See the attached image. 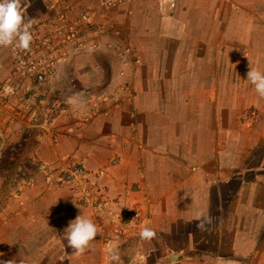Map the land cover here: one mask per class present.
Wrapping results in <instances>:
<instances>
[{
	"label": "crops",
	"instance_id": "0c3cea01",
	"mask_svg": "<svg viewBox=\"0 0 264 264\" xmlns=\"http://www.w3.org/2000/svg\"><path fill=\"white\" fill-rule=\"evenodd\" d=\"M172 1L173 12L132 0L95 19L107 28L102 49L58 65L53 136L33 123V107L0 96V138L23 125L42 167L82 164L99 188L83 203L55 170L44 192L0 210V261L110 264L115 245L119 264H264V98L247 80L249 63L264 73V0ZM47 4L22 0L25 20L46 18ZM13 70L0 46V84ZM78 94V104L66 102ZM100 201L137 212L140 231L117 236L111 214L93 206ZM200 213L212 217L204 231ZM81 214L99 233L76 256L63 234ZM145 226L155 238L141 240Z\"/></svg>",
	"mask_w": 264,
	"mask_h": 264
},
{
	"label": "built area",
	"instance_id": "2783aa9c",
	"mask_svg": "<svg viewBox=\"0 0 264 264\" xmlns=\"http://www.w3.org/2000/svg\"><path fill=\"white\" fill-rule=\"evenodd\" d=\"M91 8L80 9L77 0H48L47 17L33 21L31 33L33 40L28 50L8 46L14 64L11 75L0 84V96L6 100L16 99L21 105H29L32 108L34 124H41L47 127V133L53 136V121L55 112L46 105L52 102L49 96L54 92L56 83L54 77L58 65L69 59V53L92 55L100 51L103 46L101 37L107 32L106 26L96 24L95 19L103 12H110L121 4L132 0H82ZM158 9L161 12L174 11L176 2L172 0H158ZM119 37L118 29L114 30ZM15 44V42H14ZM77 89L75 80L71 81ZM127 90V88H125ZM124 91V89H123ZM130 91V90H129ZM90 89L81 90L84 96V103L95 104V97ZM99 95V94H98ZM101 102L106 99L105 94ZM57 102V103H56ZM60 102L59 105H56ZM54 107L58 112L62 109V101H54ZM96 105V104H95ZM45 110V112H44ZM47 110V111H46ZM53 111V112H52ZM82 113V112H81ZM20 115V112L18 113ZM254 114H249V117ZM89 115L82 113L83 124L87 123ZM73 184L80 192L81 201L90 204L91 192L98 193L99 188L95 186L85 166L77 164L70 172ZM98 189V190H97ZM100 204V205H99ZM99 205V206H98ZM94 207H100L111 214L114 233L117 236L127 235L135 230L138 233L140 220L137 212H111L108 201L96 202ZM138 228V230H137Z\"/></svg>",
	"mask_w": 264,
	"mask_h": 264
},
{
	"label": "clouds",
	"instance_id": "9594fccd",
	"mask_svg": "<svg viewBox=\"0 0 264 264\" xmlns=\"http://www.w3.org/2000/svg\"><path fill=\"white\" fill-rule=\"evenodd\" d=\"M26 9L22 7V0H0V46L14 45L18 49L28 50L33 40L30 31L33 19L25 20ZM15 42V44H14ZM247 80L250 81L255 91L261 98H264V73L251 66L247 71ZM66 102L78 104L79 94L77 96L67 97ZM199 223L197 228L201 231L207 230V225H211L212 217L199 214ZM99 233L98 226L87 216L77 215L75 219L68 222V226L64 229L63 237L67 241L68 247L72 248L76 256H81L88 249L91 241H93ZM155 230L145 226L140 232L141 240H151L155 238ZM108 260L119 264L120 255L118 248L113 245L109 250ZM0 264H13L12 261H0Z\"/></svg>",
	"mask_w": 264,
	"mask_h": 264
},
{
	"label": "rangeland",
	"instance_id": "374dc122",
	"mask_svg": "<svg viewBox=\"0 0 264 264\" xmlns=\"http://www.w3.org/2000/svg\"><path fill=\"white\" fill-rule=\"evenodd\" d=\"M54 101H61V99H58L57 94L50 105L48 103L45 108L48 109L47 106H51L50 109L54 110L56 108L54 107ZM59 104L60 102L56 105ZM81 108H78V111ZM16 112V115L22 118L23 115L20 114L19 116L18 114L20 111ZM12 131L10 136L0 138V210H4L8 206L15 204L17 206L20 198L29 190L36 192V195L44 192L45 188L50 186L49 181H53L50 178L53 176L55 170L59 173V176L63 177L66 175L70 176L69 174L72 170L70 167L69 171H67V168L51 169L42 167L43 165L37 161L34 150L30 147V144H33L32 139L24 131L23 125H20L17 130ZM48 179L50 180L48 181ZM31 196L35 195L31 194ZM36 230L38 231L37 228Z\"/></svg>",
	"mask_w": 264,
	"mask_h": 264
},
{
	"label": "trees",
	"instance_id": "16d2710c",
	"mask_svg": "<svg viewBox=\"0 0 264 264\" xmlns=\"http://www.w3.org/2000/svg\"><path fill=\"white\" fill-rule=\"evenodd\" d=\"M29 166V168H31V166L30 165H28ZM34 168V167H33Z\"/></svg>",
	"mask_w": 264,
	"mask_h": 264
}]
</instances>
